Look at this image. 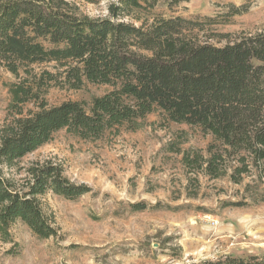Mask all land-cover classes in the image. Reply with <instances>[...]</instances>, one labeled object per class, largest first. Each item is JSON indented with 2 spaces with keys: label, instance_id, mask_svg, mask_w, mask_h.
<instances>
[{
  "label": "trees",
  "instance_id": "trees-1",
  "mask_svg": "<svg viewBox=\"0 0 264 264\" xmlns=\"http://www.w3.org/2000/svg\"><path fill=\"white\" fill-rule=\"evenodd\" d=\"M180 1L186 0L173 2ZM158 2L110 0L105 16L90 17L68 0H0V68L20 79L9 85L14 116L0 126V163L16 166L61 129L94 140L107 130H136L157 111L165 121L197 126L213 137L206 157L199 150L183 152L189 170L219 177L233 155V182L251 166L264 173V27L216 46L200 32L217 21L153 14ZM50 62L54 71L33 72L34 65ZM85 82L110 90L87 108L73 100L47 106L40 99L51 85L77 89ZM31 100H40L39 108L24 114L22 105ZM63 172L60 164L44 161L25 167L20 183L0 175L4 240L16 221L41 238L56 236L54 217L39 196L52 191L73 200L88 191ZM190 264H264V254Z\"/></svg>",
  "mask_w": 264,
  "mask_h": 264
},
{
  "label": "rangeland",
  "instance_id": "rangeland-1",
  "mask_svg": "<svg viewBox=\"0 0 264 264\" xmlns=\"http://www.w3.org/2000/svg\"><path fill=\"white\" fill-rule=\"evenodd\" d=\"M68 1L78 13L97 17L107 14L110 0ZM173 1L159 0L152 13L217 21L206 22L200 32L202 40L216 46L264 27V0ZM54 65L37 64L33 72L54 71ZM18 80L0 68V126L14 116L9 85ZM108 90V85L88 82L77 89L51 85L40 91V99L47 106L73 100L87 108ZM39 102L23 104V113L37 110ZM212 143L211 134L199 127L165 121L157 111L136 130H107L94 140L65 129L54 132L16 166L0 163V175L20 183L29 164L51 161L88 191L73 200L52 191L40 195L44 210L54 217L56 236L41 238L16 221L7 240L0 233V264H190L225 255H263L264 173L251 166L239 183L233 182V155L226 173L216 178L184 165V151L199 150L206 157ZM137 203L146 208L132 206Z\"/></svg>",
  "mask_w": 264,
  "mask_h": 264
}]
</instances>
